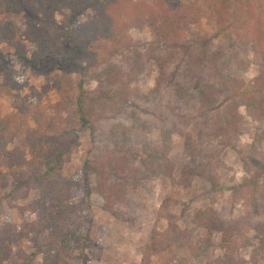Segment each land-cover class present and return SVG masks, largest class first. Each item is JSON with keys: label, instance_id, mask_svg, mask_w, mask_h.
<instances>
[{"label": "trees", "instance_id": "obj_1", "mask_svg": "<svg viewBox=\"0 0 264 264\" xmlns=\"http://www.w3.org/2000/svg\"><path fill=\"white\" fill-rule=\"evenodd\" d=\"M35 1L43 14V25L54 30V39L62 41L55 46L52 41L41 43L28 27L19 32L11 22H3L0 42L26 69L47 63L58 67L55 89L59 100L48 114L39 95L23 99L15 96L13 107L17 112L0 116V148L4 151L0 170L15 169L8 195L24 199L31 189L37 194L28 204L17 207L23 216L21 222L6 220L0 224V264H7L11 257L19 264H31L36 255L41 257L40 264H88V231L71 222L76 209L71 198L77 184L63 174L78 145L79 128L88 127L92 141L104 143L94 158L84 161L85 174L94 179V184H87V192L99 196L101 208L119 220L135 219L139 203L133 195L147 176L172 171L169 137L174 132L182 136L191 124L198 127L201 141L215 139V144H210L214 152L201 153V172H197L213 179L222 165L218 157L221 150L234 147L245 132L239 108L244 106L247 115L264 123V0L212 3L211 14L221 31L229 26H233L230 32L237 28L227 22L228 15L236 20L244 17L245 25H250L249 43L260 71L249 86L238 78L236 69L245 71L247 63L236 60L234 44H227L230 34H226V45L218 46L212 37L192 31L200 19L199 5L154 0L155 5L130 15L126 8L132 0ZM64 7L67 23L59 25L54 12L62 13ZM88 7L95 11L94 20L90 27L79 25V17ZM21 8L18 0H0V14L19 12ZM143 27L149 29L151 39L145 46H138L129 31ZM84 34H89L88 38ZM151 62L157 66L158 75L150 93L144 94L138 82ZM7 81L17 85L13 74H7ZM91 83L94 86H89ZM2 92L11 93L8 84L0 85ZM29 121L33 125L23 137L28 158L17 147L6 151L11 128ZM152 125L160 131L158 146L150 140H138ZM262 141L264 129L251 144L255 159L251 164L264 161L258 153ZM137 143L140 154L132 150ZM260 163L257 168L263 169ZM256 210L264 215V186L258 192ZM245 221L226 220L210 206L199 208L193 213L196 234L175 224L166 231L153 229L141 251L140 264H149L169 239L192 257L205 258L206 264L264 263V222ZM247 226L254 232V242L243 234ZM216 233L220 234L216 245L220 254L211 258ZM44 234L46 239L41 242ZM25 243L33 252L25 249ZM246 246L251 247L249 260L239 252Z\"/></svg>", "mask_w": 264, "mask_h": 264}, {"label": "rangeland", "instance_id": "obj_2", "mask_svg": "<svg viewBox=\"0 0 264 264\" xmlns=\"http://www.w3.org/2000/svg\"><path fill=\"white\" fill-rule=\"evenodd\" d=\"M18 1L22 6L21 11L0 14V24L11 22L19 32L24 27H28L32 36H35L34 38L41 43L52 41V45L55 46L56 43L62 41L60 38L54 39L56 36L54 30L43 25V14L35 0ZM177 1L180 5L200 6V19L192 27V31L212 37L215 45L218 46L226 45L229 40L226 34H230L231 40L227 44H234L236 60H244L247 63L245 71L241 68L236 69L238 78L245 86L251 85L253 78L259 74L260 67L254 60L253 46L249 43L252 31L249 28L250 25H245V18L236 20L234 16L228 15L227 22L233 23L237 28L230 32L233 26H229L221 31L211 14L213 0ZM153 5H155L154 0H132L128 3L126 12L133 15L135 10L146 9ZM66 13V7L62 9V13L54 12L57 24L66 25ZM94 14V9L88 7L79 17V25L90 27ZM129 34L138 46H145L151 39L147 27L130 29ZM84 35L86 38L89 36V34ZM234 66L238 65L234 64ZM8 73L14 75L17 85L7 81ZM59 74V68L49 63L35 69L24 68L22 62L12 56L11 49L4 42H0V85L8 84L11 91V93L2 92L0 94V116H10L17 112L13 107L15 96L23 99L35 94L39 95L45 112L51 114L52 105L59 100L55 89V80ZM157 75V66L153 62L149 63L138 82L142 93H150ZM89 86H94V83ZM239 110L244 119L245 132L236 141L234 147L227 146L221 150L218 157L222 165L215 171L213 179L209 176L202 177L197 172H201L199 168L201 153L203 151L214 152L210 144L214 145L215 139L207 140L206 143L201 141L196 124L186 127V133L184 132L182 136L176 132L171 133L168 143L169 159L173 165L172 171L147 176L138 185L133 197L139 204L135 219L131 222L119 220L105 212L101 208V198L94 193L87 192V184H94V179L85 174L84 161L87 158H94L98 150L103 148L104 143L102 141L93 142L88 127L79 128L78 145L73 148L70 160L65 163L63 174L77 184L71 198V202L76 205L71 222L74 226L88 231V264H140L141 251L149 241L153 229L166 231L175 224L181 230H193L196 234L193 213L206 206L214 208L226 220L240 218L246 220L245 222L257 220L264 222V215L258 214L256 210L258 192L264 186V161L259 162L263 169L257 168L258 162L251 164L255 160L252 159L251 144L255 135L264 129V123L255 121L247 115L244 106H241ZM32 125L33 122L29 121L20 127H12V137L7 139L5 150L20 148L28 158L29 150L23 142V137L25 130ZM159 135V128L152 125L138 140L139 142L150 140L158 146ZM132 150L140 154V144H135ZM3 153L4 151L0 148V157ZM258 153L264 158V141L260 142ZM14 171L15 169L7 167L0 170V224L6 220L14 223L21 222L23 216L17 207L28 204L37 196L36 191L31 189L24 199L9 197L8 193L14 184ZM243 234L249 240L255 241L254 232L250 227H245ZM45 239L46 234L42 235L40 241ZM219 239L220 234L216 233L211 258L220 254V250L216 247ZM24 246L28 252H33L29 244L25 243ZM239 252L247 260L250 259V246L240 248ZM40 260V255H36L31 264H40ZM7 264H19V261L11 257ZM149 264H206V259L192 257L185 248L169 239L163 248L152 256Z\"/></svg>", "mask_w": 264, "mask_h": 264}]
</instances>
